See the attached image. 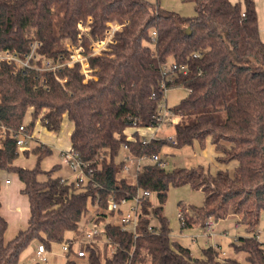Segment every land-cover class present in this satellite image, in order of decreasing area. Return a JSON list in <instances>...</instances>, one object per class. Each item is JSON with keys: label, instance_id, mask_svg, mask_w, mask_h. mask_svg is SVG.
<instances>
[{"label": "trees", "instance_id": "1", "mask_svg": "<svg viewBox=\"0 0 264 264\" xmlns=\"http://www.w3.org/2000/svg\"><path fill=\"white\" fill-rule=\"evenodd\" d=\"M181 1L194 4V17L162 8L161 0H0V52L24 59L37 44L40 65L44 59L59 65L54 72L0 63V172L19 176L30 207L28 227L9 241V224L0 212V264H19L35 243L49 250L76 241L90 204L106 211L111 197L132 199L139 190L155 194L157 205L140 202L136 232L106 223L97 237L104 238V249L82 245L88 264H222L219 249L209 247L197 258L171 237L163 206L170 187L185 185L202 190L204 204L193 215L181 209L182 228L205 227L210 218L234 214L248 235L232 246L245 260L227 257L226 264H264V243L257 234L264 212V42L256 3ZM112 24L120 30L102 55H94L95 44L104 42ZM76 50L88 79L80 62L69 64ZM171 61L187 72L164 77L162 67ZM164 87L189 91L171 108L180 118L176 141L145 143L138 129L158 124ZM28 113L30 135L37 121L50 132L60 131L64 118L73 123L71 150L84 163L86 184L78 187L54 177L53 170H42V158L52 152L46 145L34 149L35 167L15 165L17 135ZM134 123L137 129L128 135ZM208 139L223 166L216 175L204 168L168 171L158 164L145 165L134 179L124 175V144L140 158ZM231 163H236L233 173L226 167ZM105 220L99 214L94 223ZM107 243L115 245L113 252ZM67 254L66 264H78L70 258L72 247Z\"/></svg>", "mask_w": 264, "mask_h": 264}, {"label": "rangeland", "instance_id": "2", "mask_svg": "<svg viewBox=\"0 0 264 264\" xmlns=\"http://www.w3.org/2000/svg\"><path fill=\"white\" fill-rule=\"evenodd\" d=\"M255 3L258 13L260 34L264 42V0H255ZM161 6L166 10L176 12L184 17L192 18L196 15L194 4L184 3L181 0H161ZM76 57L83 58V56L79 55H77ZM188 93L189 91L186 88L169 89L167 91V106L170 108L177 106L181 102V100L188 95ZM30 120L31 115L30 113H28L25 122L27 123ZM73 127V123L69 119L64 118L61 130L58 132L48 131L40 121H37L36 127L34 129V133L39 137V139H41L40 141L51 145L50 148L52 150L49 155L42 158L40 168L44 171L53 170L54 177H63L64 179H68L69 181H75L77 173L73 172L65 163L62 151H68L71 149V133L73 131ZM135 130V128L130 127L127 131L129 133H133ZM156 130V127L145 128L143 133L146 135V138H151L152 134H154ZM154 137L157 139H166L169 142H175V124L166 122L162 126V129L157 131ZM30 141L31 140H29V142ZM30 147L32 148V145ZM33 151L34 149L31 151V153L29 151H25V154L20 152V156L16 160L17 166L24 168L35 167L37 163V156L33 153ZM217 154L218 153L215 147L212 145L209 139L204 144H201L198 140H194L192 144L184 145L180 148L167 146L161 152L163 159L168 161V165L166 167L168 171H172L175 168H204L205 170H208L212 175H216L217 172L221 168H223V166L216 160ZM124 155L125 153L122 151L121 157ZM121 157L118 159L119 161L121 160ZM148 163V161H143L142 165ZM129 164L134 166L133 162H130ZM235 166L236 163H231L226 167L227 169H229L230 173H233ZM7 173L8 174L5 173L4 177L8 178L9 180L14 178V173ZM124 175L126 176V174ZM128 177L134 179V176ZM10 191V194L6 192L2 193V190L0 192V206H3L7 209L12 205L15 197L22 195V192L15 191L14 187ZM152 199L157 205L156 196ZM203 204L204 193L202 190L192 189L188 185L181 187H170L167 201L163 206L162 215L167 219L168 225L171 229V237L173 241H176L180 245L190 249L192 255L197 258L203 257V251L205 249L209 247H215L217 249H221L222 252H225L228 257L237 258L241 262H244L245 255L241 253L236 254L232 246L233 243L237 241V238L245 237L248 235L243 226L237 227L239 223L236 215L230 214L226 219L218 221L210 218V220H214L216 222V235L213 237H209V235L206 233L205 228L199 224L194 225L191 228H182L181 221L178 216L180 210L184 207L188 213L193 215L194 209L201 207ZM97 208V206H92L91 204L89 205V212L84 220L80 223V236L76 241H82L85 238L86 234L92 229L93 225L95 224V219L99 214L106 215L105 223H117V216H108L104 211H101ZM9 211H11L10 208ZM105 223L103 222L99 226L101 233L104 232ZM155 224H157V222H155ZM257 234L259 236V241L261 243H264V212L261 215V220L257 227ZM15 235L16 234L14 232V229L9 227L6 233V237H14ZM73 235L74 234H68L67 237L72 238ZM95 243L98 244L100 248L104 249V238L98 239ZM38 245V243H35L32 244L28 249H26L21 255L19 264H66L69 256L65 251H63L64 243L53 244L49 250L47 249L46 253L44 254L47 257L46 262L41 261L40 257H38L36 254ZM78 249L79 247H77V250ZM70 258L75 257L73 256ZM75 261L78 264H88L86 258L76 257Z\"/></svg>", "mask_w": 264, "mask_h": 264}, {"label": "built area", "instance_id": "3", "mask_svg": "<svg viewBox=\"0 0 264 264\" xmlns=\"http://www.w3.org/2000/svg\"><path fill=\"white\" fill-rule=\"evenodd\" d=\"M237 1V0H233ZM120 27L117 24H112L110 28V32L108 37L104 40L102 43H96L94 48V55H102L104 51L107 50L109 42L112 40L115 32L119 31ZM84 33L88 32V28L83 29ZM153 36V42H156V32L152 33ZM80 55L79 51L76 50L75 54L69 63L70 65H73L76 62H80L83 66V71L85 75L87 76V79L90 77L89 71L86 69V66H84V58H77L76 56ZM41 60L40 54L37 52V44L32 45V51L29 55L26 56V58H20L16 54L9 52V51H2L0 52V63L2 62H8L15 64L18 69L23 68H36L39 71H56L59 68V65L54 64L51 60L44 59L41 62V65L39 64ZM176 72H187V67L178 65L174 62H169L162 67V74L164 77H169L173 75ZM167 88L164 87V90L161 92L163 95V98L161 99L158 107V124L155 126L157 130L154 134H152L151 138H146V136H141L144 139V142L147 143L152 139H157L154 136L156 135L157 131L162 129V126L166 123H174L177 124L179 121V116L172 111L170 107L167 106ZM27 123H24L20 127L19 134L17 135V147L19 153L23 151L24 148L27 147L29 140L33 139L32 135H30L27 132L26 129ZM137 129V123L133 124V127ZM145 129V128H142ZM140 130V129H138ZM171 139V138H170ZM123 152L125 153L124 156H122L123 161H125L124 165V174L126 175H132L136 176L139 172H141L142 168L145 165L148 164H158L161 168H166L168 165V161L163 159L161 154H155L151 157L143 156V157H135L131 154L130 149L127 144H124L123 146ZM64 155V161L65 163L70 167V169L77 173L76 180L74 181L76 186L81 187L82 185L86 184L87 182V176L84 171V163L79 159V156L76 152L73 150L64 151L62 153ZM143 161H148V164L142 165ZM133 162L134 166L130 165L129 163ZM11 180H6V184H10ZM153 197H155V194H153L151 191L148 190H139L137 195L133 197L132 199H120L116 200L115 198L111 197L108 200L107 210L104 211L108 216H117V223L116 225H119L123 230H129L136 232L137 225L139 223V205L142 200H152ZM153 204L156 205L153 201ZM179 219L182 220L183 218V211L180 210ZM105 223V221H104ZM106 223H112V222H106ZM105 223V224H106ZM114 224V223H113ZM100 225H93L92 229L86 234L85 238L82 241H74L71 240L69 242H65L63 245V251L66 253L69 252L70 248H73L74 251V257L78 258H85L87 256V253L82 249L83 244H89V243H95L98 240V236H102L103 233H101ZM240 225L238 224L237 227ZM216 222L214 220H207L205 223V230L206 233L209 235V237H213L216 235ZM259 238V236H258ZM78 243V246H77ZM77 247L79 249L77 250ZM107 247L109 249V252H113L115 250V245L112 243H107ZM221 252V260L222 264H226V258L228 257L225 252H222L221 249H219ZM47 249L44 245L40 244L37 248V256L40 257L41 261L46 262L47 257L44 255L46 253ZM77 255V256H76Z\"/></svg>", "mask_w": 264, "mask_h": 264}, {"label": "crops", "instance_id": "4", "mask_svg": "<svg viewBox=\"0 0 264 264\" xmlns=\"http://www.w3.org/2000/svg\"><path fill=\"white\" fill-rule=\"evenodd\" d=\"M138 131H139V134L141 136H146L143 133L144 129H140ZM127 133L130 135L132 134V133H129L128 131H127ZM32 138L34 140L31 139V141L28 143L27 147L24 148L23 151H21L22 153H24L25 151H29L31 153V151L33 149H35L40 144L47 145L48 147H51V145H48V143L46 144L45 142L40 141L41 139H39V137L36 136L34 132L32 134ZM31 145H32V148L30 147ZM64 151H66V150H63L62 153ZM15 165L17 166V161L15 162ZM30 168H33V167H30ZM5 173L8 174L7 172H4V171L0 172V192L2 190V193L6 192V193L10 194L11 193L10 190L13 187L15 188V191H17V192L22 191V189L25 187V185H24V183H22L20 181L19 176L17 174H13L14 178L11 179L10 184H6L5 181L8 180V178L4 177ZM9 208L11 209V211H9ZM0 212L8 221V224H9L8 228L9 227L13 228L16 235L18 234V232L20 230L26 229L28 227V223H29V219H30V207H29L28 197L26 195L22 194L18 197H15L13 202H12V205L9 206L8 209L3 207V206H0ZM13 224H14V226H13ZM14 237H9V238L6 237V240L9 241V240L13 239ZM37 248H38V246H37ZM36 252H37V249H36Z\"/></svg>", "mask_w": 264, "mask_h": 264}]
</instances>
